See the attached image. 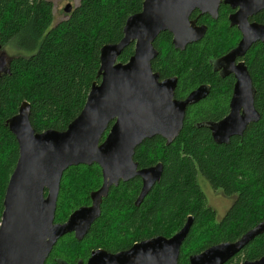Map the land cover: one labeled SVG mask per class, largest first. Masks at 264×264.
<instances>
[{
  "label": "trees",
  "instance_id": "1",
  "mask_svg": "<svg viewBox=\"0 0 264 264\" xmlns=\"http://www.w3.org/2000/svg\"><path fill=\"white\" fill-rule=\"evenodd\" d=\"M143 1L79 0L54 23L50 1L0 0V46L16 52L9 59L8 73H0V221L6 186L18 159V145L6 122L26 102L35 132L66 130L81 112L92 84L100 81V49L121 40L126 19L141 11ZM254 20L264 23V11ZM206 24L204 36L182 51L173 47L167 32L153 43L158 55L151 62L152 71L160 79L176 77L175 99L185 98L200 85L209 87L205 98L187 107L183 128L173 142L166 145L155 136L136 147L133 161L138 168L162 164L159 182L138 205L139 178L112 186L84 240L63 235L44 264H59L57 258L68 260L70 251L80 243L90 247L108 244L115 251L156 236L169 238L192 217L177 262L189 264V256L235 242L264 221V42L254 44L244 57L259 119L241 136L216 144L207 126L228 113L232 79L219 78L208 61L223 51L222 28L227 29L228 37L234 30L223 17ZM133 50L130 44L118 61L126 63ZM89 177L93 184L87 183ZM101 182L96 164L70 167L61 179L54 223L66 222L76 209L89 204L91 192ZM203 187L232 199L222 217L208 205ZM263 255L264 233L225 264L240 256L244 262Z\"/></svg>",
  "mask_w": 264,
  "mask_h": 264
},
{
  "label": "water",
  "instance_id": "2",
  "mask_svg": "<svg viewBox=\"0 0 264 264\" xmlns=\"http://www.w3.org/2000/svg\"><path fill=\"white\" fill-rule=\"evenodd\" d=\"M224 3L238 8L230 21L243 34L226 56L233 62L254 44L264 42V24L249 22V18L264 11V0ZM218 4L219 0H144L141 11L126 19L121 40L100 49V81L92 84L81 112L66 130L35 132L29 120L30 105L20 104L17 114L6 122L18 145V159L2 203L0 264H44L63 235L74 233L79 241L84 238L99 218L102 199L112 186L140 178L142 186L135 202L138 205L159 182L162 164L138 169L133 161L136 147L155 136L163 138L166 145L173 142L183 128L187 107L205 98L208 89L200 86L185 99H175L176 77L160 80L159 74L152 71L151 62L158 55L153 43L166 31L172 34V45L177 50L198 42L206 27H189L190 14L198 10L216 19ZM71 9L68 4L64 12ZM130 44L134 45L133 54L126 63L119 62V56ZM8 66L9 59L0 46V73H8ZM233 72L236 83L230 111L218 123L207 126L216 144L241 136L259 119L247 67L235 66ZM93 164L100 168L102 182L90 194L91 205L76 209L62 224L54 223L63 174L70 167ZM191 225L192 217H188L171 237H152L116 255L93 252L87 264H178L180 248ZM263 233L264 221L235 242L213 245L189 256V264H225ZM242 264H264V255Z\"/></svg>",
  "mask_w": 264,
  "mask_h": 264
},
{
  "label": "flooded vegetation",
  "instance_id": "3",
  "mask_svg": "<svg viewBox=\"0 0 264 264\" xmlns=\"http://www.w3.org/2000/svg\"><path fill=\"white\" fill-rule=\"evenodd\" d=\"M224 1L225 0H219L218 9H217V18L216 19H213L208 14H202L200 11L194 10L190 14V16L188 18V22H189V27L196 28V27L205 26L206 27V31H207V24H206V22L212 21V23L214 24L215 22L218 21V19L220 17H223L225 19L226 23H227L228 28L234 30V32H232L231 37H228V31H227V29L226 28H222V30H221L222 31V34L221 35L225 34L224 36H222V38H224V40H222L224 42V45L222 46V50L223 51H220L219 54H217L215 57H211L209 59V61H208V64L211 66L212 71L214 73H216L219 78L224 79V78H229L230 77L232 79V84H231L232 85L231 86V88H232L231 90L232 91H231V96H230V100H231V97H232V94H233V89H234V86H235V83H236V78H235V74L233 72V68L235 66H243V64L245 65V62L246 61L244 59L245 55L244 56L242 55L240 57H236L233 60V62H229L226 59L227 54L238 45L239 41L242 39V35L243 34L238 29V26L237 25L231 26V21H230V18L237 12L238 8L237 9H232L231 6L228 5V4H225ZM242 3H243V0H242ZM255 16H257V15H255ZM255 16L249 18V22L250 23L261 24V23H258V22H256L254 20V17ZM262 24H264V23H262ZM167 33H169V32H167ZM169 34L171 35V40H172L173 39V36H172L171 33H169ZM188 45H190V44H188ZM169 78H172V77H169ZM165 79H168V78H165ZM165 79H160V80H165ZM200 86H205L208 89V92H209V87L207 85H200ZM185 98H183V99H185ZM183 99H181V100H183ZM230 100H229V105H228V113L230 111V107H229L230 106ZM228 113L224 117H226L228 115ZM111 125H112V123L109 125V128L111 127ZM109 128L105 132V135L104 136L107 135V133L109 131ZM138 169H140V168H138ZM136 178H138V177H136ZM140 181H141V179H140ZM141 186H142V182H141ZM90 205H91V199L89 200V204L85 205V207H88ZM101 206H102V202L100 204V210H101ZM68 234L69 235L70 234L73 235L74 239L76 241H78V242H82L84 240V238L81 241L77 240L75 238V234L74 233H68ZM133 240H134V238L131 240V242ZM137 242H141V241H137ZM137 242L132 243L131 246H128V247H126L124 249H118V250H115V251L113 249H111L109 247L110 245H108V244H103L102 243V245H99V246L98 245H95V246L92 245V247H90L87 244L80 243L79 245L74 246L75 249H73V250L70 251V253L67 256L68 257V260H61L60 258H57V259H55V261L57 263H59V264H87L88 263V260L91 257V255H92L93 252L100 251V252H105L106 254L116 255V254H118L120 252H124V251L129 250ZM53 248H52V250H53ZM52 250H51V252H52Z\"/></svg>",
  "mask_w": 264,
  "mask_h": 264
},
{
  "label": "rangeland",
  "instance_id": "4",
  "mask_svg": "<svg viewBox=\"0 0 264 264\" xmlns=\"http://www.w3.org/2000/svg\"><path fill=\"white\" fill-rule=\"evenodd\" d=\"M47 1H50L54 6V10H55L54 23L62 20L66 16V14H68L64 12V8L66 5L70 4L71 7L73 8L79 2V0H47ZM224 35L225 34L221 35V37ZM221 39L224 40V38ZM3 51L5 53L7 60L10 59L12 56L16 55V52L9 50L7 48H3ZM92 182H93V178L89 177L87 183L90 185L93 184ZM203 190L207 196L208 205L216 212L218 218L222 217L225 214V212L228 210L230 205L232 204V199L223 196L220 191H214L209 187L207 188L203 187ZM243 257L244 256H240L239 258L234 260L232 264H242ZM238 259L239 261H237Z\"/></svg>",
  "mask_w": 264,
  "mask_h": 264
}]
</instances>
